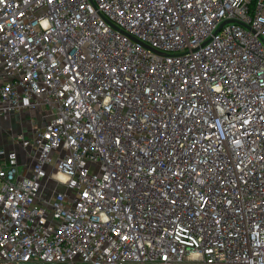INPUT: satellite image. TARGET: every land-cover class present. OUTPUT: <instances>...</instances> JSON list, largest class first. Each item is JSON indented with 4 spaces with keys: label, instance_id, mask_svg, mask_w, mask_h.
<instances>
[{
    "label": "built area",
    "instance_id": "1",
    "mask_svg": "<svg viewBox=\"0 0 264 264\" xmlns=\"http://www.w3.org/2000/svg\"><path fill=\"white\" fill-rule=\"evenodd\" d=\"M0 264H264V0H0Z\"/></svg>",
    "mask_w": 264,
    "mask_h": 264
},
{
    "label": "rangeland",
    "instance_id": "2",
    "mask_svg": "<svg viewBox=\"0 0 264 264\" xmlns=\"http://www.w3.org/2000/svg\"><path fill=\"white\" fill-rule=\"evenodd\" d=\"M37 110L23 111L22 114L0 115V145H7L10 142V133L23 132L28 134L31 132L33 125H39L41 117L37 115Z\"/></svg>",
    "mask_w": 264,
    "mask_h": 264
}]
</instances>
